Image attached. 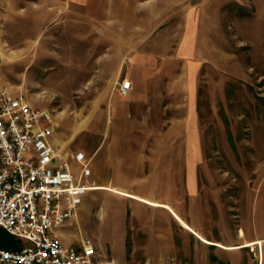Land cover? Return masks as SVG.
Listing matches in <instances>:
<instances>
[{
	"label": "rangeland",
	"instance_id": "obj_1",
	"mask_svg": "<svg viewBox=\"0 0 264 264\" xmlns=\"http://www.w3.org/2000/svg\"><path fill=\"white\" fill-rule=\"evenodd\" d=\"M0 54L90 180L146 197L88 191L60 238L89 264H264V0H0Z\"/></svg>",
	"mask_w": 264,
	"mask_h": 264
},
{
	"label": "built area",
	"instance_id": "obj_2",
	"mask_svg": "<svg viewBox=\"0 0 264 264\" xmlns=\"http://www.w3.org/2000/svg\"><path fill=\"white\" fill-rule=\"evenodd\" d=\"M131 84L123 80L126 94ZM53 113L35 106L20 89L0 84V229L26 244L0 245V264H89L91 240H61L78 223L90 180L89 159L57 141ZM71 161L80 165L74 171Z\"/></svg>",
	"mask_w": 264,
	"mask_h": 264
},
{
	"label": "crops",
	"instance_id": "obj_3",
	"mask_svg": "<svg viewBox=\"0 0 264 264\" xmlns=\"http://www.w3.org/2000/svg\"><path fill=\"white\" fill-rule=\"evenodd\" d=\"M57 141L62 145V146H64V144L63 143H66V141H60L58 138H57ZM94 154V153H93ZM96 180L98 181V182H104V179H102V178H100L99 176L98 177H96ZM95 185L97 186H103V187H107L108 189H110V190H112V191H115V192H117V193H123V194H127L128 196H130V197H135V198H138L137 196H140V195H137V194H135V193H131V192H129V191H127L125 188H123V187H120V186H118V185H113V184H111V183H107V185H99V184H96L95 183ZM140 197H142L143 199H146V197H143V196H140ZM138 199H140V198H138Z\"/></svg>",
	"mask_w": 264,
	"mask_h": 264
},
{
	"label": "trees",
	"instance_id": "obj_4",
	"mask_svg": "<svg viewBox=\"0 0 264 264\" xmlns=\"http://www.w3.org/2000/svg\"><path fill=\"white\" fill-rule=\"evenodd\" d=\"M0 245L5 248H13L14 242L10 240L0 239Z\"/></svg>",
	"mask_w": 264,
	"mask_h": 264
},
{
	"label": "bare ground",
	"instance_id": "obj_5",
	"mask_svg": "<svg viewBox=\"0 0 264 264\" xmlns=\"http://www.w3.org/2000/svg\"><path fill=\"white\" fill-rule=\"evenodd\" d=\"M0 56H1V54H0ZM95 186H96V185H94L92 188H94ZM92 188H91V189H92Z\"/></svg>",
	"mask_w": 264,
	"mask_h": 264
},
{
	"label": "water",
	"instance_id": "obj_6",
	"mask_svg": "<svg viewBox=\"0 0 264 264\" xmlns=\"http://www.w3.org/2000/svg\"><path fill=\"white\" fill-rule=\"evenodd\" d=\"M0 60H1V56H0Z\"/></svg>",
	"mask_w": 264,
	"mask_h": 264
}]
</instances>
